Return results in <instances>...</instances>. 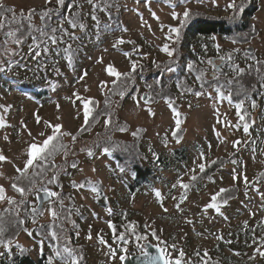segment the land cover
<instances>
[{
  "label": "rangeland",
  "instance_id": "1",
  "mask_svg": "<svg viewBox=\"0 0 264 264\" xmlns=\"http://www.w3.org/2000/svg\"><path fill=\"white\" fill-rule=\"evenodd\" d=\"M2 2L14 8L18 15L21 10L27 15L30 9H34L36 14L31 22L36 28L44 27L39 15L42 10L58 7L56 0L47 4L45 0ZM230 2L231 0H205L171 8L155 1H122V28L104 34L103 25L97 26L96 21L91 19L92 6L86 0H74V4L82 7L74 6L70 11L80 13L79 19L86 29L75 30L78 39L69 40L65 36L64 43L49 45L47 53L41 47L39 57L29 49L33 44L32 38L24 40L20 45L9 40L5 45L4 33L12 26L0 30V68L4 69L0 71V121L3 124L0 126V155L6 158L0 161V186L6 189V197L17 199L9 185L19 175L16 169L24 168L30 145L40 146L52 134L53 129L47 127L45 121L52 125H62L61 132L74 136L79 134L74 142L69 135L59 138L68 146L69 155L63 167L62 190L49 187L59 194L52 198L51 205L58 218L53 220L47 211L50 205L46 203L44 214L36 224H32L33 227H54L64 223L66 229L72 232L68 240L74 246L75 256L77 257L80 249L88 264H124L119 259L120 255L130 258L133 254L143 253L139 245L146 243L164 248L166 254L173 259L180 258L179 252L183 251V264H264V257L256 253L257 248L264 251V244L261 243L264 241V226L260 224L264 221V95L260 94L264 89L261 88L256 107L253 109L251 106L255 123L247 133L244 132V124L237 115L235 104L229 103L227 99L221 100L216 91L221 81L226 82L236 76L230 66L245 69L249 65H256L257 61L264 62V0H259L258 11L251 19L257 32L254 35L252 33L246 44H238L219 36H196L184 48L185 43L181 39L173 42L175 34H169V27L180 26L185 9L190 10L191 20L224 19L234 15L233 10L227 8ZM236 3L240 4L241 0H236ZM61 9L63 7L59 12ZM70 11L68 8L65 15L61 16L58 12L50 19L56 18L58 23ZM173 12L178 14V18H173ZM153 13L158 19L153 17ZM96 15L101 21L107 20L106 13L99 9ZM185 24L179 36L184 35ZM64 27L69 32L73 31L66 22ZM33 34L39 38V32ZM168 35L173 40H168ZM121 38L125 43H118ZM165 43L169 44L170 50H175L172 57L161 51ZM69 44L71 51L66 53L64 49ZM216 45H219V51ZM6 48L11 51H5ZM248 49H253V53L248 54ZM125 53L129 55L126 56ZM228 54H231V60L220 59ZM187 55L191 58L188 59ZM66 56L71 57V63ZM180 58L183 60L177 63ZM209 60L219 68L215 73L218 79L213 78L214 69L208 63ZM132 62L137 63L136 71L132 74L136 81L140 80V95L128 99L123 106L117 108L112 133H107L105 120L102 118H95L88 127V132L82 133V128L86 125L84 103L95 100L98 102V111L107 98L109 88L114 84L115 77L108 73V66L111 65L124 74L131 71ZM170 64L184 67L185 77L172 82L175 88L171 94V85H166L162 90L157 89L156 94H167L171 100L158 96L151 101L147 84L141 78L144 81V77H148V83L156 87L158 84L154 85L152 80L156 74H162L168 80L176 76L177 69H170ZM189 64L193 66L191 70L187 67ZM196 67L199 73L194 70ZM201 72L207 81L213 83L207 90L197 86V75ZM187 79L192 82L189 83ZM34 89L44 90L48 92V96L35 100L28 95V91ZM130 91L131 89H127L126 94H130ZM198 92L201 94L196 95ZM145 94L148 95L147 102L143 101ZM114 98L117 105L118 98L121 97ZM169 100L172 107L180 113L179 117L169 107ZM97 111L93 112L94 116ZM37 116L40 118L39 123ZM176 119L181 120L179 143L172 135L177 131ZM119 127H125L127 131L120 132ZM134 132L137 135L134 136ZM102 139L110 140L112 145H119L117 149L121 152L130 153L136 149L138 153L142 152L143 156L139 157L142 164L162 168L158 177L132 192L130 185L134 182V176L128 169L121 172L116 162L103 151L88 156L87 150L94 151V147ZM235 141L239 143L234 146ZM177 151L182 152L183 156ZM201 152L204 153L203 160L199 158ZM64 159L65 156L60 155L55 160L57 164H62ZM73 161L77 163L76 168L70 166ZM212 161L225 163L221 169L201 181L199 178L203 173L197 167V179L190 181L191 169L195 165L204 163L206 171L214 164ZM234 174L237 176L236 180H233ZM244 176L249 182L248 187H245ZM180 178L183 183L190 184L187 191L177 184ZM87 181H92L99 187V195L88 190L92 185L83 189L73 186ZM174 184L177 185L175 188ZM221 188H236L237 196L225 205H219L220 213H217L215 209L206 206ZM156 191L161 193V198L155 196ZM185 191L187 198L180 203ZM60 200H63V206L59 203ZM178 203L182 211L175 207ZM7 204V199L0 202V209ZM62 214L64 216L61 218ZM187 220L193 223H187ZM108 221L116 226L117 236L125 234L128 244L114 239ZM31 230L32 227L29 231ZM152 230L156 231L159 240L150 235ZM89 234L91 239L87 238ZM136 235H147L148 240L137 241ZM50 237L49 233H44V238L38 239L33 233L29 236L25 232L15 244L9 246L10 251L0 245V253H3L0 255V262L9 258L11 253L21 252L16 247L18 244L28 250L36 261L42 254L48 253L52 257V264H71V259L63 260L54 253L55 248L62 251L65 246L61 242L64 241L55 240L58 244L51 247L45 241ZM253 237L256 238L255 243ZM99 238H103L107 245L116 250V259L111 258L109 247L99 243ZM123 248H127V252L121 251ZM205 251L208 256L204 255ZM197 252L199 256L196 255ZM64 255L67 256L66 253ZM253 256L255 258L250 259Z\"/></svg>",
  "mask_w": 264,
  "mask_h": 264
},
{
  "label": "snow or ice",
  "instance_id": "2",
  "mask_svg": "<svg viewBox=\"0 0 264 264\" xmlns=\"http://www.w3.org/2000/svg\"><path fill=\"white\" fill-rule=\"evenodd\" d=\"M51 0H45V3H50ZM86 2L92 6V11H91V19L93 21H96L97 26H99V19L96 15V11L97 9H99L100 11H104L106 13H108V15L110 16L111 13L108 12V9L110 7V5L107 3V0H86ZM181 3H184L185 0H180ZM202 2V0H201ZM214 2V0H213ZM56 3L58 5V7L56 9H52V8H47L45 10H42L39 15L42 21H45V27H41V28H36L33 24H32V17L33 15L36 14L34 9H30L27 13V15H25V13L23 12V10H21V12L19 13V15L16 13L15 9L12 7H9L7 5H5L2 0H0V30L5 29L6 27H9L13 24H17L19 25V27L15 28V29H11L7 32H5V36L8 39H5L4 44L7 45L9 40L11 41V43L15 44V45H20L23 43L24 39L27 36H32V40H33V44L29 46L30 51H35V56L39 57L41 55V47L44 53H47L49 51V45H57L58 43H64V37L67 36L69 40H75L78 39V37H76L75 35V30L77 28H79L81 31H84L86 29V26L83 22H81V20L79 19L80 13L79 12H71L70 9L71 7L75 6L77 8L82 7L81 5L78 4H74V0H73V4L69 5V11L70 14L67 17H62L60 19V21H58V26L57 27H52L50 29L47 28L46 26V22L48 19L51 18V16L53 14H56L59 12L60 8H62L65 5V0H56ZM172 7H175V5H172ZM227 8H230L233 10L234 15L232 17H229V19H235V15L238 13L243 12L244 10V4H243V0H241L240 4L236 3V0H231V2L227 5ZM183 19L180 20V26L178 27H169V34L174 33L175 34V39L173 40V37L171 35L167 36L168 40H173V42H178L179 40V35H180V31L181 28L183 27V25L187 22V19L190 16V10L185 9V11L183 12ZM172 16L174 19L178 18V14L176 12L172 13ZM153 17L158 19V17H155V13H153ZM27 21L28 22V31L26 33H22L21 30L23 29L24 25H23V21ZM67 23L71 29H73V31L69 32L68 28L64 27V23ZM163 29V26H161ZM33 32H39L40 37L38 38L37 36L33 35ZM18 33H21L18 35ZM57 33H59V35H57ZM214 39V38H213ZM235 42V41H234ZM119 44H123L125 43V41L121 38L118 41ZM116 45H113V47H115ZM217 51H219V45H216ZM5 51H11L10 49H5ZM64 51L66 53L71 51V45L69 44L67 48L64 49ZM161 51L166 53V55L168 57H172L174 55V49L170 50L169 44L165 43L162 48ZM126 56H128V53H125ZM66 59H68L69 63H71V57L70 56H66ZM220 59L222 61L224 60H231V54H228L227 56H221ZM101 62V61H98ZM155 63V62H154ZM209 64L213 65V78L214 79H218L215 75L216 71H219V68L214 64V62L212 60L208 61ZM257 64H260V61L256 62ZM188 69L191 70L192 69V64H189ZM232 67V70L236 73V76L233 79L227 80L226 81V85L228 86L229 89H231L233 84H237L239 85V77L245 74V69L239 68L238 66H230ZM137 68V63L136 62H132L131 64V71L129 73H124L123 75L125 77H131L132 72H135ZM249 69H252V65H249ZM3 68H0V71H3ZM107 71L110 75H114L117 78H119L122 74L119 73L117 70H115L111 65L108 66ZM258 77L260 76V69L257 67L255 69ZM86 75V73H85ZM204 75L203 72L200 73V75L197 76V79H201V77ZM115 83V81H114ZM258 83L260 85V88L264 89V77H261L258 80ZM225 85H217L216 87V91L219 95V98L221 100L227 99L229 101V103H232V91L229 90L228 94L225 95L223 89H224ZM252 91H257L256 87L253 86ZM201 93H196V95H200ZM237 95H242L244 96V99H241L239 102L235 103V108L237 111V115L239 116L240 120L243 121L245 116L244 115H240L241 113V109L242 106L245 102L246 99H250V96L248 95V93L246 91H240L239 89L237 90ZM261 95H264V92L260 93ZM119 95L121 97L124 96V92H120ZM105 103L107 104L108 101L106 100ZM169 107L172 108V111L175 113V115L177 117H179L180 113L178 111H176V109L174 107H172V102L169 100ZM251 106L254 109L256 107V101L255 100H251ZM57 108H59V105H57ZM93 109L89 108L88 103H84V122L85 124H88L89 121V116L91 115ZM150 114H151V110L149 109ZM245 115H247V112H245ZM37 123L40 122V118L37 116L36 117ZM45 125L49 128H52V134L48 135L46 137V139L43 140L42 144L40 146H37L36 144H32L30 145L28 152H27V156L28 159L26 160V163L24 165L23 169L17 168L16 171L19 173V175L15 178V180H21V179H27L29 180V187H22V186H18L17 183H13L12 184V188L14 191H16L17 193H19V195L21 196V200L19 202H17L15 199L10 198V197H6L5 195V188L3 186H0V202H3L7 199V203L8 205L11 206V208H6L3 211L4 212H9V211H16L17 209H19V207L21 205H25L28 203V201L25 199L26 195L28 193H32L35 192L36 195V202L31 204L30 209L26 208L25 211L28 212L29 215L32 216L33 218V223L36 222V216L37 215H43L45 209L43 208V202H47L50 207L47 209V211L49 212V214L51 215V217L53 218V220H56L58 218V214L55 210L54 207H52L51 205L53 204L52 198L53 197H58L59 194L57 192L51 191L48 187H46L45 185L47 184H53L56 182L57 179V172L53 171L51 177L45 179V173L47 171H49L50 169H57L59 166H57L54 163V157L55 155H57L58 153H63V155L65 156V163H67V156L69 155V149L68 146L63 144L59 137L63 136V135H69L72 138V141L74 142L76 140V136L72 135L71 133H65V132H61V128L62 125L60 124H55L52 125L50 122L45 121L44 122ZM111 124V114H109V119L105 121V126L108 127ZM180 125H181V120L180 119H176V130L172 133L173 137L176 139L177 143H179L180 138L177 135V132L180 130ZM0 126H3L2 121H0ZM238 126V125H237ZM243 129L244 132L247 133L249 130V124L248 123H244L243 125ZM82 130H85L82 128ZM118 131L120 132H124L127 131V129L125 127H119ZM40 135H44V133H40ZM133 135H137V133H133ZM217 135L219 136V133H217ZM5 139H7V137H5ZM166 142V141H165ZM234 146L236 144L239 143V141H235L233 142ZM117 148H119V145H113L111 148L110 147H104L103 148V153L107 154V155H111L113 151H115ZM81 151H84V149H81ZM87 154L89 157L93 156V151L91 149L87 150ZM201 160L204 159V153L201 152L200 153V157ZM6 158L3 155H0V161L5 160ZM212 163H215V161H212ZM195 164V162H194ZM72 168H76L77 167V163L75 161H73L70 165ZM198 167L199 172L200 173H204L205 172V168L206 165L204 163H199L198 165H195L193 167V169H191L192 175L190 176V181H195L197 179V175H196V168ZM36 169V171H33L30 173V169ZM93 171H95V169H93ZM121 172L124 171L123 168L120 169ZM237 176L234 174L233 175V180H236ZM39 182L40 187H37V183ZM248 180L247 177L244 176V184L245 187H248ZM177 184H179L180 188L184 189V190H188L190 188V184L189 183H183L182 182V178L177 180ZM87 185H92L88 190L91 191L92 193H95L97 195H99V187L95 184H93L92 181H87L85 183H81L79 185L74 184L73 186L78 188V189H83L85 188ZM177 185L174 184L173 188H175ZM228 191H231V189H224L221 188L219 190L218 193H216L215 195H213L211 197V203H209L206 208H212L215 209V211L217 213H220V206L216 203L217 201V197H220L221 194L226 193ZM42 194V195H41ZM155 196L157 198H161V193L159 191L155 192ZM187 198L186 196V191L185 194L181 196V200L180 203H182L185 199ZM173 199H175V197H173ZM59 203L61 204V206H63V200H60ZM224 203H227V200H224ZM175 207L177 208V210L182 211V209H180V204H176ZM111 210L109 209V212ZM164 211L166 212L167 209H164ZM16 215H17V220L16 223L22 225L24 223V220L19 219V212L16 211ZM125 218H126V214H125ZM187 223H193V221L191 220H187ZM246 224V222H245ZM261 226H264V221L260 222ZM108 225L109 228L112 229L113 234H114V239H119L121 240L125 245L129 243V240L126 239L125 234L124 233H120L118 236L116 235V226L111 222L108 221ZM43 227V226H41ZM6 231L5 228V224H4V218H3V214L0 213V245H4L6 248H9V246L11 245L12 241L9 240L6 244L5 241L2 239V237L4 236V233ZM25 231L28 233L29 236L32 235V233L30 231H28L27 229H25ZM133 234H135L134 229H132ZM51 237L54 240H58V236L57 233L55 231H52L50 233ZM78 235V233H77ZM150 235L159 240V237L156 234L155 230H152L150 232ZM88 239H91V235L89 234V236L87 237ZM219 239H222V237H218ZM135 239L137 241H147L148 240V236L144 235H136ZM253 242H256V238L253 237ZM42 243V241H41ZM99 243L101 244H105L106 246L109 247V253L112 259H116L117 258V252L115 249H112L110 245H107V242L105 240H103V238H99ZM262 244H264V241L261 242ZM142 250H143V255L148 256L146 247L144 245H139ZM17 248H20V245H16ZM157 247V253L158 255L156 256H151L148 257V264H183L182 261V257H184L185 253L183 251L179 252V257L180 258H175L173 259L169 254H166L165 249L159 247L158 245ZM173 248H175V245H172ZM10 251V248H9ZM21 251H23V249H21ZM121 251L123 252H127V248H123L121 249ZM54 253L55 256L57 257H61L63 260H68L71 259V264H78V258L75 256L73 249L65 246L63 247L62 251L58 248L54 249ZM67 254V256H65L64 254ZM256 253L261 256L264 257V251H262L260 248L256 249ZM0 255H3V253H0ZM197 256H199V252L196 253ZM205 256H208V253L205 251L204 253ZM255 257H250V259H254ZM119 259L121 261H124L126 259V257L124 255H120ZM49 264H52V257H49ZM206 264V262H205Z\"/></svg>",
  "mask_w": 264,
  "mask_h": 264
},
{
  "label": "trees",
  "instance_id": "3",
  "mask_svg": "<svg viewBox=\"0 0 264 264\" xmlns=\"http://www.w3.org/2000/svg\"><path fill=\"white\" fill-rule=\"evenodd\" d=\"M122 1H126V0H107V3L110 5L108 12H110L111 15L109 16L108 13L101 11L102 13H106L107 20L101 21L99 19V24L103 25V27H104V29H103L104 34L112 33V32H115L117 30H120L122 28L123 22L121 20V13H120V8H121L120 6H121ZM128 1H137V0H128ZM139 1H142V0H139ZM143 1H147V2L155 1L157 3L165 4L171 8H177L180 5H185V4H188L190 2H201V0H185L184 3H181L180 0H143ZM203 1H205V0H202V2ZM258 2H259V0H243L244 10H243V12L236 14L235 19H229V18H224V19L194 18L191 20L192 15L190 14V18L187 19V22L185 24L186 28H185V32L183 33L184 35L179 36L180 37L179 39L182 40L183 44L185 43L184 48L186 47L189 40L193 37H196V36L199 38H209V37L219 36L223 39H227V40H230L233 42L235 41V43H238V44H246L247 42L250 41V38H251L250 36L252 35V33L254 35L257 32L256 27H254V25L252 26V24H251V19L254 17V15L258 11ZM70 4H73V0H65V5L63 6V9H61L62 11L59 12V14L61 16L65 15ZM172 5H175V7H172ZM73 7H71V9ZM56 21H57L56 18L55 19H48L46 22L47 28L50 29L52 27H56V25L58 24ZM42 23L44 24V27H45V21H42ZM23 25H24V27L21 30V32L26 33L28 31V22L26 20L23 21ZM11 26H12L11 27L12 29L19 27V25H17V24H13ZM6 28H8V27H6ZM19 34H21V33H18V35ZM33 35H35V34H33ZM39 37H40V34H39ZM30 38H32V36H27L24 40L27 41ZM187 58L190 59L191 57L189 55H187ZM181 60H183V59L180 58L176 62L179 63ZM257 67L260 69V76L259 77L255 71V69ZM171 68H176L177 72H176V76L171 77L169 80H168V78L165 79L162 74H160V75L156 74L154 77H152L154 85L158 84V86H156V87L153 86V84L151 85L150 83H148V81H149L148 77H144V81L141 78L142 82L147 84V87H148L147 89L149 91L151 101L155 100V98H157L158 96L161 99L167 98V99L171 100V97H169L167 94H165V96H164V94H159V95L156 94L158 92L157 89L162 90L163 88H165L166 85H171L173 87L172 90L170 91V94H171V93H173L174 88H175V85L173 86L172 82L177 80V79H180L182 76L185 77L186 74L184 73L185 72L184 67L180 68V67L176 66V64H172L170 66V69ZM194 70L197 73H199L198 67L194 68ZM161 75H162V77H161ZM114 77H115V80H114L115 83L112 85L111 88H109L107 98L105 99V101L106 100L108 101L107 104L104 101L102 107L99 108L97 111L98 102H96L93 99L90 100L89 102H87L89 108H92L93 111H92L91 115L89 116L88 124L85 125V127H84L85 130H82V133L88 132V127L90 126L91 122L94 121L95 118H98V119L102 118L106 121L109 119V114H111V124L107 127V133H112L114 130V125L116 124V119H117L116 118V110H117V108L123 106L124 102H126L128 99H130L132 97L135 98L136 96L140 95V92H139L140 88L138 87V86H140L138 84V82H140V80L137 79V81H136L134 74H131V77H125L123 74L119 78H117L116 76H114ZM261 77H264V62H261L260 64H256V65L252 64V69H249V67L245 68V74L239 77V85L233 84L231 89L228 88V86L226 85V82H223V81L220 82L221 85H225V87L223 89L225 95L228 94L229 90L232 91V104H235V103L239 102L241 99H244V96L236 94L238 89L240 91H246L248 93V95L250 96V99L245 100V102L242 106V109H241V113H240V115L245 116L242 123L243 124L248 123L249 128L252 127L255 123L253 120V111L251 110V100H255L256 104H258L259 93L261 91L258 80ZM187 81L190 83L191 79L190 80L187 79ZM197 82H198L197 86L199 88H202L203 90L204 89L207 90L213 85V83L207 81V79L204 76H202L201 79H199ZM184 83L187 84L185 81H184ZM253 86L256 87L257 91H252ZM127 89H129V90L131 89L130 94H128V93L126 94ZM133 89H134V91L132 92ZM120 92H124L123 97H121L119 95ZM28 95L33 97L35 100L39 101V100H42L43 98L47 97L48 92H46L44 90H40V89H34V90L28 91ZM116 96L121 97V98H118L117 105H115L116 99L114 98ZM94 111H97L95 116L93 115ZM245 112H247V115H245ZM180 134H181V132L178 131L177 135L180 136ZM76 137H79V134H77ZM112 146L113 145L111 144L110 140L102 139V141L97 143L96 146L94 147L95 149L93 151V154H96L97 152L102 151L104 147H110L111 148ZM177 152L181 156H183L182 152H179V151H177ZM60 155H63V153L62 152L58 153L54 157V163L57 166H59L57 168L59 170L57 171V169H50L49 171H47L44 174L45 179H47V178L51 177L53 171L57 172L56 182L53 184L45 185L48 188L49 187L55 188L57 191H61L63 188L62 173H63V167H65V165H66L65 161L62 162V164L61 163L57 164L55 159L59 158ZM107 156H109L113 161H115L116 165H118L120 168L128 169V171L133 174L134 182H133V184L130 185V190L132 192L137 191L138 189L142 188L144 185L150 184L152 180H154L158 177L157 176L158 172H160L162 170V168L159 166L150 167V166L145 165L144 163L142 164L139 157L143 156V154H142V152L138 153L137 149L135 152L130 151V153L121 152L120 150L116 149L115 151L112 152L111 155H107ZM63 157H64V155H63ZM224 163H225V161L214 163L211 167H209V169H207L202 174V176L199 178L200 179L199 181L204 180L206 178H209L212 174H214V172H216L218 169H221V167L223 166ZM29 171L31 173L33 171H36V169L32 168ZM261 179L263 180V178H261ZM14 182L17 183L18 186H22V187H26V188L29 187L30 184H29V180H27V179H21V180H15L14 179L10 183L9 189L17 195V199H15V200L17 202H19L21 200V196L19 195V193H17L16 191L13 190L12 184ZM37 187H40L39 182L37 183ZM229 189H231V191L223 193V194H221L220 197H217L216 203L218 205H225L224 200H227V202H228L237 196V189L236 188H229ZM5 193H6V191H5ZM34 196H35V192L28 193L25 197V199L28 201V203L25 205H21L19 207V209L16 210L19 212V219L24 220V223L22 225L16 223V220H17L16 211H9V212L3 211L6 208H11L10 205L7 204L2 209H0V213L3 214L4 224H5V228H6L4 236L2 237V239L5 241V244L9 240L12 241L11 245L15 244L16 241L18 240V238L21 236V234L26 232L25 229H27L29 231V229L32 227L31 232L33 233V235L36 238L43 239L44 233L50 234L52 231H55L57 233L58 238H59L56 241H64V242H61L63 244V246H67V247L73 249L74 248L73 244L68 240V238L72 234V232L70 230H68V228L66 229V227L64 226V223H60V225L58 224L54 227H50V226L41 227L42 225L39 227L37 225L34 227L32 226V224H36L40 220V216H41V215H37L36 216V222L33 223L32 216L29 215L27 211H25L26 208L30 209L31 204L34 203ZM63 216L64 215L62 214L61 218ZM48 227H50L49 230H48ZM45 241L49 242L51 247L58 244V243L57 244L55 243L56 241L52 237L47 238ZM20 249H23V248L20 247ZM76 255L78 258V264H88L87 260L82 255V251L80 249H78V253ZM133 255H131V256H133ZM49 257L50 256L48 253H44L38 258V261H36L28 253V250L23 249V251H21L19 253H11L10 257L1 260L0 264H49Z\"/></svg>",
  "mask_w": 264,
  "mask_h": 264
},
{
  "label": "water",
  "instance_id": "4",
  "mask_svg": "<svg viewBox=\"0 0 264 264\" xmlns=\"http://www.w3.org/2000/svg\"><path fill=\"white\" fill-rule=\"evenodd\" d=\"M6 38L7 37H5V39ZM247 53L248 54H252L253 53V49H248L247 50ZM143 101L144 102H147L148 101V95L147 94H145L143 96ZM46 203L47 202H43V208H44V206H45ZM144 246L146 247L148 256L143 255V253L137 254V255H133L130 258H126L124 260V264H148V257L158 255L156 245H153L151 243H146V244H144Z\"/></svg>",
  "mask_w": 264,
  "mask_h": 264
},
{
  "label": "flooded vegetation",
  "instance_id": "5",
  "mask_svg": "<svg viewBox=\"0 0 264 264\" xmlns=\"http://www.w3.org/2000/svg\"><path fill=\"white\" fill-rule=\"evenodd\" d=\"M141 254V253H140Z\"/></svg>",
  "mask_w": 264,
  "mask_h": 264
}]
</instances>
